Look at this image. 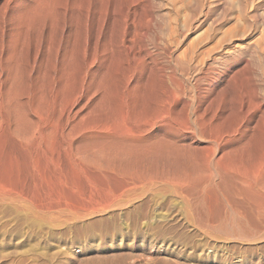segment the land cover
<instances>
[{"label": "rangeland", "instance_id": "1", "mask_svg": "<svg viewBox=\"0 0 264 264\" xmlns=\"http://www.w3.org/2000/svg\"><path fill=\"white\" fill-rule=\"evenodd\" d=\"M0 92V264H264V0H0Z\"/></svg>", "mask_w": 264, "mask_h": 264}, {"label": "bare ground", "instance_id": "2", "mask_svg": "<svg viewBox=\"0 0 264 264\" xmlns=\"http://www.w3.org/2000/svg\"><path fill=\"white\" fill-rule=\"evenodd\" d=\"M45 2H46V1H45ZM39 4H40V3H39ZM48 5H49V4H48ZM48 9H49V8H48ZM48 9H47V10H48ZM19 76H20V75H19ZM10 84H12V83H10ZM17 84H18V83H17ZM12 86H13V85H12ZM14 88H15V87H14ZM4 90H5V89H4ZM11 90H13V89L11 88ZM11 90H9V91H11ZM14 90H15V89H14ZM14 90H13V92H14ZM95 91H96V90H95ZM13 92H12L11 95H13ZM0 93H1V92H0ZM7 93H8V92H7V90H6V93H5V94L7 95ZM14 93H15V92H14ZM16 93H17V92H16ZM9 94H10V93H9ZM15 95L17 96V94H15ZM16 96H15V97H16ZM5 97H6V96H5ZM141 97H142V96H141ZM0 98H1V97H0ZM3 98H4V96H3ZM11 98H12V96H9V98L7 97V99H11ZM13 98H14V97H13ZM13 98H12V103L10 102L11 104H13V103L15 104V103H16V102H13ZM17 98H18V97H17ZM14 99H15V98H14ZM1 100H2V98L0 99V104L4 101V99H3L2 102H1ZM16 100H17V99H15V101H16ZM10 101H11V100H10ZM5 102H6V101H5ZM97 102H98V101H97ZM99 102H100V101H99ZM7 103H8V101H7ZM14 104H13L12 106H14ZM17 104H18V103H17ZM17 104H16V105H17ZM4 105L6 106V103H3V105H1V107H2V106L4 107ZM61 105H62V104H61ZM141 105H142V104H141ZM7 106H8V104H7ZM9 107H11V106L9 105ZM4 108H5V110H6L7 107H4ZM4 108H1V110L4 109ZM11 108H12V107H11ZM15 108H16V107H15ZM7 109H8V108H7ZM17 109H18V108H17ZM5 110H4V112H5ZM11 110H12V109H11ZM13 110H14V109H13ZM16 111H17V110H16ZM64 111H65V110H64ZM138 111H139V110H138ZM0 113H1V112H0ZM5 113H6V112H5ZM113 113H114V112H113ZM113 113H112V114H113ZM65 114H66V113H65ZM65 114H64V116H65ZM0 115H1V114H0ZM82 115H83V114H82ZM3 116H4V115H3ZM3 116H2V118H3ZM24 117H25V116H24ZM62 117H63V116H62ZM66 117H67V116H65V118H66ZM2 118H0V119H2ZM67 118H68V117H67ZM65 120H66V119H65ZM0 121H1V120H0ZM30 121H31V119H30ZM67 121H68V120H66V122H67ZM66 122H65V123H66ZM90 123H91V122H90ZM111 123H112V122H111ZM111 123L109 122V124H111ZM66 124H67V123H66ZM91 124H93V123H91ZM94 124H95V122H94ZM98 124H99V123L97 122V125H98ZM106 124H107V122L104 124L106 127H105L103 124H102V126H104L105 128H109L111 125L114 124V122H113V124H111L109 127H108ZM109 124H108V125H109ZM118 124H119V122H118ZM128 124H129V123H128ZM128 124H126V125H128ZM130 124H131V123H130ZM130 124H129V126H130ZM136 124H137V123H136ZM53 125H54V124H53ZM67 125H68V124H67ZM97 125H96V126H97ZM100 125H101V124H100ZM115 125H117V124H114V128H113V126H112V129H113L114 131H115V127H116ZM126 125H125L126 128H129V129L131 128V127H128V126H126ZM141 125H142V124H141ZM143 125H144V124H143ZM47 126H48V125H47ZM68 126H69V125H68ZM102 126H99V125H98V127H100V128H101ZM133 126H134V125H133ZM136 126H137V125H136ZM48 127H49V126H48ZM48 127H46L47 130H49ZM62 127H63V126H62ZM64 127H65V125H64ZM64 127H63V128H64ZM69 127H70V129H68V133H69V135L72 134V132H73V134H74V129L71 128L72 126H69ZM74 127H75V126H74ZM104 127H103V129H105ZM138 127H139V126H138ZM141 127H142V126H141ZM51 128H53V126H51ZM60 128H61V127H60ZM65 128H66V127H65ZM86 128L91 130V129H94L95 126H93V125H87ZM96 128H97V127H96ZM61 129H62V128H61ZM97 129H98V128H97ZM101 129H102V128H101ZM135 129H136V128H135ZM135 129H134V131H136ZM118 130H120V127H119ZM121 130H123V129H121ZM121 130H120V133H121ZM126 130H127V131L124 130V132L129 133V132H128L129 130H128V129H126ZM137 130H138V129H137ZM1 131H2V130H1ZM77 131H78V132H77ZM77 131H76L77 133L80 132V130H77ZM104 131H105V130H104ZM108 131H109V129H108ZM111 131H112V130H110V132L106 133L107 135L110 133V135H109L110 137L112 136L111 134H113V132L111 133ZM134 131H133V132H134ZM47 132H48V131H47ZM51 132H52V130H51ZM53 132H54V131H53ZM62 132H63V131H62ZM105 132H106V131H105ZM115 132H116L115 134L118 135V138H117V139H120L119 137H122V136H121L122 133H121V135H120V133L117 134V133L119 132V131H117V129H116ZM130 132H132V131L130 130ZM137 132H138V131H137ZM65 133H67V132L64 131V135H65ZM68 133H67V135H68ZM58 134H59V133H58ZM73 134H72V135H73ZM115 134H113V136H114ZM198 134H199V133H198ZM55 135H56V134H55ZM64 135H63V136H64ZM69 135H68V136H69ZM74 135H77V134H74ZM125 135H126V134H125ZM127 135H128V134H127ZM1 136H3V135H1ZM46 136H47V135H46ZM46 136H45V138H46ZM68 136H66V137L64 136V137H65L64 139H66ZM47 137H48V136H47ZM50 137H52V135H51ZM70 137H71V135H70L68 138H70ZM72 137H73V136H72ZM72 137H71V138H72ZM107 137H108V136H107ZM110 137H109V139H110ZM48 138H49V137H48ZM114 138H115V137H114ZM114 138H112V139H114ZM2 139H3V137H2ZM112 139H110V141H111ZM0 140H1V139H0ZM48 140H49V139H48ZM62 140H63V139H62ZM100 140H101V139H100ZM122 140H123V139H122ZM3 141H4V140H3ZM46 141H47V140H46ZM63 141H64V140H63ZM84 141H85V140H84ZM110 141H109V142H110ZM123 141H124V140H123ZM172 141H173V140H172ZM54 142H55V141H54ZM106 142H108V140H107ZM106 142H105V140H104V143H106ZM115 142H116V141H115ZM120 142L122 143V141H119L117 145H122L123 147H125V146L123 145V144H125V143L121 144ZM149 142H150V141H149ZM174 142L176 143V140H175ZM3 143H4V142H3ZM47 143H48V142H47ZM64 143H65V142H64ZM68 143H69V142H68ZM98 143H99V142H98ZM116 143H117V142H116ZM119 143H120V144H119ZM1 144H2V143H1ZM49 144H50V143H49ZM100 144H102V141L100 142ZM100 144H99V146H102V145H100ZM108 144H109V143H108ZM127 144H128V143H127ZM154 144H155V143H154ZM106 145H107V144H105L102 148H105V149H106V147L112 145V146H110V148H108V149H109V150H110V149L113 150V145H114L113 142H112L110 145H108V146H106ZM161 145H162V144H161ZM161 145H160V146H161ZM163 145H165V144H163ZM167 145H168V143H167ZM175 145H176V144H174V146H175ZM182 145H183V144H182ZM187 145H188V144H187ZM45 146H46V145H45ZM50 146H51V145H50ZM95 146H96V145H95ZM114 146H115V145H114ZM133 146H135V145H133ZM142 146H143V144H142ZM153 146H154V145H152V147H153ZM155 146L158 147L157 144H156ZM155 146H154V148H155ZM242 146H243V145H242ZM46 147H47V146H46ZM52 147H53V145H52ZM139 147H140V146H139ZM144 147H147V148H148V147H150V146H148V145L145 146V144H144V146L142 147V148H143V149H142L143 151H145V149H146V148L144 149ZM152 147H150V149H148L149 151L146 150L145 153H146V152H147V153H148V152H152V151H151V148H152ZM167 147L170 148V146H167ZM167 147H166V145H165L164 149L167 148ZM171 147H172V146H171ZM177 147H178V146H177ZM69 148H70V147H69ZM116 148L118 149V146L114 148V150H113L112 153H114V151H115V153H116L117 151H119V153H117V155H116L115 153H114V154H111L110 152L107 153L106 150L103 151L104 149H102V150H101L102 153H103V152H105L106 154H109V153H110V155H111V156H110L111 158H110L109 155H106V154L104 153L105 156H106V157H104V158L106 159L107 157H109L110 159H112V155H115V156H116L115 159H118V157L120 156V154H121V155L123 154L124 156L127 155L128 152H127L126 148H124L125 150H123V148H121V146H120L121 151L119 150L120 148H119L118 150H117ZM129 148H131V145H130ZM134 148H135V147H134ZM154 148H153V154H154V155H157V153H158V155H159L160 153L162 154V152H161L162 147H161V148H160V147L158 148L159 151H160V153L158 152V149L155 148V150H154ZM172 148H173V147H172ZM178 148H179V147H178ZM181 148H182V147L180 146V149H178V150L181 151ZM190 148H191V146H190ZM190 148H187V149L189 150ZM205 148H206V147L204 146L203 150L200 149V151H203V152H204V149H205ZM207 148L210 150L209 147H207ZM0 149H1V148H0ZM85 149H86V148H85ZM96 149H97V148L95 147V150H93V152L96 151ZM100 149H101V148H100ZM115 149H116V150H115ZM160 149H161V150H160ZM183 149H184V148H182V152H183V151H187V149H185V150H183ZM37 150H39V149H37ZM48 150H50V149H48ZM89 150H90V149H89ZM89 150H88V151H89ZM109 150H108V151H109ZM112 150H111V151H112ZM122 150H123V151H122ZM138 150H140V149H138ZM138 150H136V152H137ZM156 150H157V151H156ZM166 150H167V149H165V150H163V151H166ZM168 150H170V149H168ZM194 150H195V149H194ZM86 151H87V150H86ZM88 151H87V152H88ZM98 151H99V150H98ZM124 151L126 152V154H125ZM154 151H156L157 153L155 154ZM206 151H207V150H205L204 153H206ZM247 151H248V150H247ZM56 152H57V151H56ZM87 152H86V154H87ZM120 152H121V153H120ZM167 152H168V153H167L166 155H168L171 151H170V152L167 151ZM172 152H173V149H172ZM59 153H60V152H59ZM82 153H83V152H82ZM89 153H90V151H89ZM94 153H96V152H94ZM163 153H164V152H163ZM174 153H175V152H174ZM176 153H177V152H176ZM204 153H202V154L204 155ZM6 154H7V153H6ZM83 154H85V153H83ZM97 154H99V153H97ZM130 154H131V153H130ZM150 154H151V153H150ZM153 154H152V155H153ZM91 155H92V153H90V156H91ZM93 155H96V154H93ZM118 155H119V156H118ZM128 155H129V154H128ZM128 155H127V156H128ZM146 155H148V157L150 156L149 154H146ZM152 155H151V156H152ZM203 155H202V160H203V161H204V160H207V159H204V158H203L204 156H205V158H206V154H205L204 156H203ZM87 156H89V155H87ZM87 156H86V157H87ZM96 156H97V155H96ZM99 156H102V155L100 154ZM171 156H172V155H171ZM208 156H209V154H208ZM210 156H211V155H210ZM210 156H209V157H210ZM6 157H7V156H6ZM56 157H57V156H56ZM102 157H103V156H102ZM209 157H208V158H209ZM211 157H212V156H211ZM245 157H247V156H245ZM88 158H90V157H88ZM99 158H101V157H99ZM99 158H98L97 160L100 161L101 159H99ZM104 158H102V159L104 160ZM109 158H108V159H109ZM113 158H114V157H113ZM119 158H121V156H120ZM90 159H92V160H91L92 162L95 161L94 158H92V157H91ZM90 159H89V160H90ZM95 159H96V158H95ZM108 159H107V161L110 160V159H109V160H108ZM115 159H114V160H115ZM89 160H88V161H89ZM112 160H113V159H112ZM216 160H217V159H216ZM244 160H245V159H244ZM91 161H90V162H91ZM209 161H210V160H207L208 163H209ZM109 162H110V161H109ZM112 162H113L112 165H114V162H115V161H112ZM112 162H110V163H112ZM179 162H180V161H179ZM217 162H218V161H217ZM219 162H220V161H219ZM219 162H218V163H219ZM96 163H98V164H96ZM103 163H104V162H103ZM106 163L108 164V162H106ZM110 163H109V165H110ZM133 163H134V162H133ZM135 163H136V162H135ZM208 163H207V164H208ZM95 164H96V165H100L99 162H95ZM205 164H206V163L204 162V165H205ZM207 164H206V167L208 166ZM5 165H6V164H5ZM92 165H93V164H92ZM204 165H203V166H204ZM100 166H101V165H100ZM115 166H116V168L118 167L116 164H115ZM115 166H114V168H115ZM218 166H219V165H218ZM5 167H6V166H5ZM103 167H104L105 169H106V168H110V170H111L110 172H112V170H113V169H112L113 166H112V167H108V166L105 167V165H104ZM94 168H95V165H94ZM98 168L102 170V168H100L99 166H98ZM118 168H119V167H118ZM217 168H219V167H217ZM222 168H223V166H222ZM99 169H98V170H99ZM119 169H121V170H119V171L116 170V169H115V170H116L117 172H119V173H120V171L123 172V171L126 170L125 168H119ZM122 169H125V170L122 171ZM208 169L210 170V168H208ZM208 169H207V170H208ZM95 170H96V169H95ZM101 170H100V171H101ZM108 170H109V169H108ZM108 170H107V171H108ZM204 170H205V168H204ZM14 171H15V170H14ZM103 171L106 172V170H104V169H103ZM103 171H102V172H103ZM140 171H141V170H140ZM217 171H218V170H217ZM108 172H109V171H108ZM110 172H109V173H110ZM117 172H116V173H117ZM143 172H144V171H142V173H143ZM116 173H114V174L117 175ZM218 173H219V172H218ZM103 174H104V172H103ZM121 174H122V173H121ZM249 174H250V173H249ZM249 174H248V175H249ZM110 175H112V174H110ZM119 175H120V174H119ZM225 175H226V174H225ZM251 175H252V174H251ZM145 176H146V175H145ZM145 176H144V177H145ZM205 176H206V175H205ZM249 176H250V175H249ZM137 177H139V176H137ZM228 177H229V175H228ZM237 177H238V176H237ZM252 178H253V177H252ZM241 179H244V178H241ZM245 179H247V178H245ZM180 180H181V179H180ZM234 180H235V179H234ZM182 181L184 182V180H182ZM182 181H181V182H182ZM185 181H186V180H185ZM241 181H243V180H241ZM244 181H245L244 184H247V185H245V186H248V187L250 188V186H251L250 183H251V182H250L249 180H244ZM244 181H243V182H244ZM186 182H187V181H186ZM218 183H219V182H218ZM241 183H242V182H241ZM258 184H259V185H255V186L257 187V190H256V191H261V190H263V189H264V180L260 181ZM219 185H220V184H219ZM212 186H213V185H212ZM240 186H242V185H240ZM210 187H211V186H210ZM222 187H223V186H222ZM222 187H221V188H222ZM244 188H247V187H244ZM247 189H248V188H247ZM252 189H253V188H252ZM222 190H223V189H222ZM249 190H251V189H249ZM253 190H255V189H253ZM199 191H200V190H199ZM230 191H231V190H230ZM242 191H243V190H242ZM191 192H192V191H191ZM235 192H236V191H235ZM250 192H251V191H250ZM188 193H189V192H188ZM240 193H241V192H240ZM251 193H252V192H251ZM248 194H249V193H248ZM205 195H206V194H205ZM237 195H238V194H237ZM245 195H247V194H245ZM255 195H256V194H255ZM260 195H261V194H260ZM252 196H253V195H252ZM261 196H262V195H261ZM248 197H249V196H248ZM257 197H258V196H257ZM259 197H260V196H259ZM250 198H251V197H250ZM253 198H254V197H253ZM253 198H252V199H253ZM255 198H256V197H255ZM257 199H258V198H257ZM256 201H258V200H256ZM256 203H257V202H256ZM247 212H248V211H247ZM257 216H258V215H257ZM259 216H260V215H259ZM263 221H264V220H263Z\"/></svg>", "mask_w": 264, "mask_h": 264}]
</instances>
